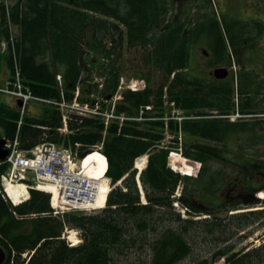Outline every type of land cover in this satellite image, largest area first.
Listing matches in <instances>:
<instances>
[{
  "label": "trees",
  "instance_id": "16d2710c",
  "mask_svg": "<svg viewBox=\"0 0 264 264\" xmlns=\"http://www.w3.org/2000/svg\"><path fill=\"white\" fill-rule=\"evenodd\" d=\"M11 1L19 38L13 46L7 5L0 1V43L9 44L8 53L0 46V80L6 70L15 74V54L22 82L35 96L60 99L57 76L61 75L66 98L72 100L84 80L81 100L87 101L98 91L88 83L91 73L83 79L90 65L103 70L106 83L100 94L109 97L124 75V52L136 50L140 58L132 76L146 79L149 85L144 92L126 93L120 111L134 113L154 98L163 114L167 95L194 116L218 114L183 124L184 154L203 163L198 178L172 171L169 150L155 149L165 138L163 122L130 123L122 129L113 124L105 154L114 188L104 209L55 215L47 193L32 190L27 202L14 207L0 192L4 264H183L188 259L192 264H216L220 259L225 264H264V240L257 246L243 245L264 228V210L230 214L240 203L227 198L228 191L235 195L264 190V160L251 154L264 144V121L231 123L219 117L235 110L234 79L196 77L191 68L192 47L201 39L210 42L215 67H230L233 52L257 45L264 37V22L217 15L212 0H191L186 11H178L172 0ZM191 16L196 25L187 28ZM237 80L241 113L249 117L264 112L260 97L264 80L249 71H240ZM44 109L41 117L24 120L20 138L25 150L41 143L46 132L48 140L57 142L54 130L62 125L61 114L53 107ZM19 119L18 111L0 99V130L5 138L15 137ZM170 127L174 134L179 130L174 123ZM70 128L76 131L71 141L85 147L102 140L104 126L98 120L73 116ZM235 145L243 155H237ZM151 149L149 166L140 176L143 202L133 166L136 158ZM212 163L221 164V169L212 171L208 167ZM8 168L0 165V179ZM228 171L241 172L243 185L233 188ZM179 188L181 196L176 198ZM177 201L188 209V218L177 211ZM201 216L207 218L195 219ZM72 229L80 232L82 243L77 246H70L65 238ZM199 246L206 249L205 258L198 254ZM27 253L33 254L28 262Z\"/></svg>",
  "mask_w": 264,
  "mask_h": 264
},
{
  "label": "rangeland",
  "instance_id": "374dc122",
  "mask_svg": "<svg viewBox=\"0 0 264 264\" xmlns=\"http://www.w3.org/2000/svg\"><path fill=\"white\" fill-rule=\"evenodd\" d=\"M3 1V0H0ZM175 2L176 7L178 11H186L188 8V5L192 2L191 0H172ZM212 6L213 10L217 15H228L231 18L239 19L242 21H255L260 20L264 22V0H212ZM193 8H191V11ZM177 11V12H178ZM194 13V12H193ZM192 14V12H191ZM192 19L189 18V20ZM189 22H192L190 20ZM188 27V25H187ZM210 42L207 39H201L198 42L195 43V45L192 47V61H191V68L193 69V74L196 77L200 78H209L211 77V73L217 68L215 67L214 62L212 61V55L209 47ZM209 48V51L207 50ZM202 49H206L209 52L208 56H204L202 53ZM139 52L136 50H126L124 52V60L121 62L124 70V77L128 80H133L136 77H133L132 75L137 70L136 65L139 60ZM232 58V67H234V64L236 66L237 72L231 77L236 80L237 74L244 68L246 71H253L255 76H262L264 78V37L259 41L257 46H248L246 49H243L241 51H238L237 53L233 52ZM222 67V66H218ZM132 76V77H131ZM106 78H99L97 83H105L104 81ZM95 83V84H97ZM35 96V95H33ZM36 97V96H35ZM261 97V96H260ZM262 97L264 95L262 94ZM0 99L4 101L5 103L9 105H14V99L10 96H1ZM35 99V98H32ZM36 111L40 112L42 111V108L40 105H34ZM183 117H185L182 114ZM186 120V118H184ZM234 120V119H233ZM231 122V121H230ZM237 146V145H235ZM235 149L239 147H235ZM229 147V146H228ZM231 149V148H230ZM255 151L256 154H253V156H257L258 159L264 160V144H261ZM94 165V164H93ZM221 164L219 163H212L208 167H211L212 171H218L220 170ZM231 171H234V168H231L229 166ZM231 171L227 172L228 177L236 175L232 174ZM261 183V182H260ZM182 188H180L181 190ZM264 193V191L262 192ZM264 208V204L259 205H250V206H242L239 207L238 211H251V210H261ZM236 213V212H235ZM242 213V212H237ZM221 216L224 215V213H220ZM187 217V215H186ZM202 219H204L207 216H201ZM264 233V228L262 230H259L253 238H250L245 244H250L255 242L258 244L260 240H258V235H262ZM70 236L68 233L66 237ZM72 236V235H71ZM74 238V236H73ZM198 254L205 258L207 256L206 249H202V246H199L197 248ZM225 264L224 259H220L217 261L216 264ZM183 264H192L190 260H186Z\"/></svg>",
  "mask_w": 264,
  "mask_h": 264
},
{
  "label": "built area",
  "instance_id": "2783aa9c",
  "mask_svg": "<svg viewBox=\"0 0 264 264\" xmlns=\"http://www.w3.org/2000/svg\"><path fill=\"white\" fill-rule=\"evenodd\" d=\"M19 97H24L28 100L30 97L21 93H15ZM62 107L71 109L72 112L82 116L90 115H102L99 111V107L92 108L89 105H81L77 101L72 105L62 104ZM107 121L114 119L113 112L103 114ZM124 121V118H121ZM12 150L9 162L12 164V171L9 181H22L27 179V174L32 173L36 176L38 182V188H44L45 186H52L58 193V205L62 209H78L81 207L91 208L93 202L98 194H93L88 198V203H84V198L88 194L89 182L84 180V175L81 172V168L78 164L77 153L71 151H60L53 145H42L33 151L32 157H27L18 151V141L9 145ZM103 145H97L92 150L90 159H97L98 156L104 159L101 162L102 167L107 166V160L103 154ZM89 156V155H88ZM93 162L91 166L94 164ZM138 164L145 166L146 160L140 159ZM86 161L84 167L86 168ZM7 181V178H4ZM104 180V178L102 179ZM73 183L77 190L70 188ZM76 192V193H75ZM78 193V196H77Z\"/></svg>",
  "mask_w": 264,
  "mask_h": 264
},
{
  "label": "bare ground",
  "instance_id": "6f19581e",
  "mask_svg": "<svg viewBox=\"0 0 264 264\" xmlns=\"http://www.w3.org/2000/svg\"><path fill=\"white\" fill-rule=\"evenodd\" d=\"M236 80H237V76H236ZM103 84L104 83L94 84V86H96L97 90H98L97 92H94L95 95L101 96L100 91L102 89ZM16 93H21L25 96H29L30 98H36L35 96L29 95L23 91H18ZM11 94H15V92H13ZM61 99L64 101H69L66 98L65 93L61 94ZM235 109L237 110V115L239 117L245 116L241 113L240 108L236 107V103H235ZM95 147L89 146L88 148L93 150V149H95ZM77 149H81V147H78ZM90 156H91V154L89 156H87L85 159H83L81 162H79V167L81 168V172L85 177L84 180L89 182L88 194L84 198V203H88V201H89L88 198H90L93 194L97 193L99 185H100V188H99L100 192L98 193L96 204L98 207L104 208L106 206V200H107L108 194L111 192V188L108 187L106 182L102 179L108 176L109 167L108 166L102 167L101 162H104V159L102 157L98 156L97 159H94V158L90 159ZM176 158L177 157H175V158L173 157V160ZM85 161H86V165L88 163V166L86 168L84 167ZM93 162H95V163H94V165L91 166V164ZM173 163L176 166H178L177 169H180L182 171V173H184L186 175L191 174V171H192L191 167H189V165L186 164L180 158H177L175 161H173ZM70 188L73 190H77V187L73 183H71ZM8 192H9L11 198L13 199V201H15L16 203H18L20 201L19 199L21 197L23 198V197L27 196L25 190L18 189L17 187H9ZM77 192H79V191L77 190ZM77 196H78V193H77ZM53 206H57V197L54 198ZM86 209L87 208H85V207H81V208H79V212H84ZM74 242H75V245H78L81 241L79 240V238L74 237ZM29 254H24V259H27V262L29 261L30 257L33 255V254H30V255Z\"/></svg>",
  "mask_w": 264,
  "mask_h": 264
},
{
  "label": "water",
  "instance_id": "95a60500",
  "mask_svg": "<svg viewBox=\"0 0 264 264\" xmlns=\"http://www.w3.org/2000/svg\"><path fill=\"white\" fill-rule=\"evenodd\" d=\"M214 77L217 80H224L229 76V71L226 68H219L216 69L213 73ZM22 103H20L21 105ZM6 144V141L2 139L1 134H0V160L4 161L6 160L8 156V151L5 150L4 146ZM88 155L87 153H82L81 158H85ZM6 260V253L2 247H0V264H3Z\"/></svg>",
  "mask_w": 264,
  "mask_h": 264
},
{
  "label": "flooded vegetation",
  "instance_id": "af4514ba",
  "mask_svg": "<svg viewBox=\"0 0 264 264\" xmlns=\"http://www.w3.org/2000/svg\"><path fill=\"white\" fill-rule=\"evenodd\" d=\"M231 184V186L233 187H237V186H242V183L239 181V179H236V182H232V183H230ZM233 187V188H234ZM231 194V191H229V195ZM228 195V196H229ZM236 197H238L237 195H234V197H232L231 199H233V198H236ZM243 198V197H242ZM247 200V199H246ZM230 201H232V200H230ZM234 201V200H233Z\"/></svg>",
  "mask_w": 264,
  "mask_h": 264
}]
</instances>
